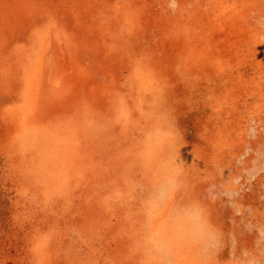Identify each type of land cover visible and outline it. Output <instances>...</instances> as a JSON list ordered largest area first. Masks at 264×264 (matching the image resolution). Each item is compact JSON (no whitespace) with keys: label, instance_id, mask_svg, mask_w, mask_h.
Segmentation results:
<instances>
[{"label":"rangeland","instance_id":"obj_1","mask_svg":"<svg viewBox=\"0 0 264 264\" xmlns=\"http://www.w3.org/2000/svg\"><path fill=\"white\" fill-rule=\"evenodd\" d=\"M0 264H264V0H0Z\"/></svg>","mask_w":264,"mask_h":264},{"label":"bare ground","instance_id":"obj_2","mask_svg":"<svg viewBox=\"0 0 264 264\" xmlns=\"http://www.w3.org/2000/svg\"><path fill=\"white\" fill-rule=\"evenodd\" d=\"M3 7V6H2ZM105 22V21H104ZM115 35V34H114ZM106 36V35H105ZM105 36H104V39H105ZM48 41V40H47ZM77 43V42H76ZM131 44V43H130ZM72 45H74V44H72ZM128 45V44H127ZM128 46H130V45H128ZM124 47V46H123ZM126 47V46H125ZM77 48H78V45H77ZM76 48V49H77ZM80 52V51H79ZM47 53V52H46ZM49 55V54H48ZM80 56V55H79ZM85 56V55H84ZM46 57V56H45ZM71 58V57H70ZM49 59V58H48ZM53 59V58H52ZM49 61V60H48ZM81 62V61H80ZM42 63V62H41ZM83 63H85V62H83ZM64 66H66V65H64ZM54 70V69H53ZM145 70V69H144ZM38 71V70H37ZM38 73V72H37ZM96 74V73H95ZM98 77V76H97ZM109 77V76H108ZM73 78V77H72ZM77 78V77H76ZM42 79V78H41ZM81 79H83V78H81ZM40 80V79H39ZM58 80V79H57ZM31 81V80H30ZM105 81V80H104ZM107 81V80H106ZM100 82V81H99ZM77 83V82H76ZM106 83V82H105ZM106 86H107V84H106ZM73 87V86H72ZM75 87V86H74ZM110 87V86H109ZM79 88V87H78ZM104 88V87H103ZM103 91V90H102ZM37 92V91H36ZM74 92V91H73ZM77 93V92H76ZM96 93H98V92H96ZM104 93V92H103ZM52 94V93H51ZM37 95V94H36ZM35 95V96H36ZM91 95V94H90ZM89 95V96H90ZM112 95V94H111ZM79 96V95H78ZM110 96V95H109ZM108 96V97H109ZM115 96V95H114ZM80 97V96H79ZM94 97V96H93ZM102 97V96H101ZM101 97H99V98H101ZM104 97V96H103ZM113 97V96H112ZM78 98V97H77ZM84 98V97H83ZM89 98V97H88ZM87 99V98H86ZM94 99V98H93ZM51 100V99H50ZM91 100V99H90ZM82 101V100H81ZM55 102V101H54ZM83 102V101H82ZM101 103H102V101H101ZM35 104H36V102H35ZM56 104V103H55ZM103 104V103H102ZM42 105V104H41ZM50 105V104H49ZM48 105V106H49ZM70 105V104H69ZM72 105V104H71ZM89 105V104H88ZM43 106V105H42ZM79 106H81V105H79ZM45 107H47V106H45ZM44 107V108H45ZM50 107V106H49ZM51 107H52V104H51ZM54 107V106H53ZM52 107V108H53ZM63 107V106H62ZM71 107V106H70ZM52 108H51V110H52ZM58 108V107H57ZM75 108V107H74ZM77 108H78V106H77ZM86 108V107H85ZM56 109V108H55ZM96 109V108H95ZM58 110V109H57ZM82 110H83V108H82ZM85 110V109H84ZM98 110H100V108L98 109ZM54 111V110H53ZM52 111V112H53ZM88 111V110H87ZM90 111V110H89ZM71 112V111H70ZM73 112V111H72ZM77 112L79 113L80 111L79 110H77ZM81 112H83V111H81ZM101 112V111H100ZM74 113H76V112H73L72 114H74ZM26 115V114H25ZM50 115V114H49ZM82 115V114H81ZM87 115V114H86ZM92 115V114H91ZM104 115V114H103ZM79 116V115H78ZM81 117V116H80ZM35 118V117H34ZM82 118H85V117H82ZM98 119V118H97ZM37 120H38V118H37ZM45 120V119H44ZM34 121V120H33ZM40 121V120H39ZM15 122H17V121H15ZM106 122H107V120H106ZM12 124V123H11ZM24 124V123H23ZM22 124V125H23ZM10 125V124H9ZM21 125V124H20ZM21 127H23V126H21ZM34 127V126H33ZM97 127V126H96ZM24 128H25V125H24ZM78 128H79V126H78ZM89 128H91V127H89ZM101 128V127H100ZM99 128V129H100ZM26 129V128H25ZM30 129V128H29ZM32 129V128H31ZM88 129V128H87ZM97 129V128H96ZM105 130V129H104ZM27 131V130H26ZM26 131H24V132H26ZM81 131V130H80ZM85 131H86V128H85ZM100 131V130H99ZM31 132H34V131H31ZM84 132V131H83ZM106 132V131H105ZM29 133V132H28ZM86 133V132H85ZM84 133V134H85ZM32 134V133H31ZM83 134V133H82ZM36 136V135H35ZM85 136V135H84ZM96 136V135H95ZM98 137H96V139H97ZM85 139V138H84ZM83 139V140H84ZM99 140V139H98ZM99 141H101V140H99ZM82 142V141H81ZM34 144V143H33ZM84 144V143H83ZM86 144V143H85ZM98 144V143H97ZM84 146V145H83ZM101 146H102V144H101ZM85 147V146H84ZM100 147V146H99ZM105 149V148H104ZM74 151V150H73ZM94 151V150H93ZM101 151V150H100ZM83 152V151H82ZM104 153V152H103ZM106 153V152H105ZM108 153H109V151H108ZM87 155H88V153H87ZM108 155V154H107ZM103 156V155H102ZM125 156V155H124ZM84 157V156H83ZM87 157V156H86ZM111 159V158H110ZM110 159H109V161H110ZM83 160L84 161H86L84 158H83ZM101 160H103V159H101ZM97 161V160H96ZM69 163V162H68ZM101 164V163H100ZM109 164H111V162L109 163ZM22 166V165H21ZM20 166V167H21ZM88 166V165H87ZM104 166V165H103ZM109 166V165H108ZM112 166V165H111ZM106 167V166H105ZM114 167H116V166H114ZM113 167V168H114ZM18 168V167H17ZM22 168V167H21ZM20 169V168H19ZM18 169V170H19ZM108 169V168H107ZM119 169H121V168H119ZM106 170V169H105ZM109 174V173H108ZM65 181H67V179L65 180ZM64 181V182H65ZM49 184V183H48ZM53 184V183H52ZM63 184V183H62ZM139 184V183H138ZM61 188V187H60ZM62 189H64V188H62ZM129 189V188H128ZM124 190H125V188H124ZM126 191H128L127 189H126ZM124 192V191H123ZM115 193V192H114ZM113 194V193H112ZM110 196H111V194H110ZM117 196V195H116ZM119 196V195H118ZM122 196V195H121ZM121 196H119V197H121ZM211 199V198H210ZM107 200V199H106ZM106 200H104L105 201V204L107 203V201ZM90 202V201H89ZM111 202V201H110ZM88 203V202H87ZM103 203V202H102ZM109 203V202H108ZM94 204V203H93ZM98 204V203H97ZM104 205V204H103ZM111 205V204H110ZM109 205V206H110ZM101 206V205H100ZM95 207V206H94ZM102 207V206H101ZM133 208V207H132ZM115 209V208H114ZM75 210V209H74ZM88 210V209H87ZM94 210V209H93ZM213 210V209H212ZM217 210V209H216ZM97 211V210H96ZM18 212V211H17ZM59 212V211H58ZM219 212V211H218ZM65 213H66V211H65ZM89 213V212H88ZM95 213V212H94ZM93 214V213H92ZM58 215V214H57ZM90 215V214H89ZM96 215H97V213H96ZM61 216V215H60ZM63 216V215H62ZM61 216V217H62ZM87 216V215H86ZM93 216H94V214H93ZM91 217V216H90ZM214 217V216H213ZM73 219V218H72ZM83 219V218H82ZM214 219V218H213ZM90 220V219H89ZM95 220V219H94ZM90 221H92V220H90ZM90 224V223H89ZM97 224V223H96ZM87 225V224H86ZM43 233V232H42ZM37 246V245H36Z\"/></svg>","mask_w":264,"mask_h":264}]
</instances>
